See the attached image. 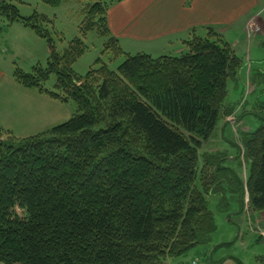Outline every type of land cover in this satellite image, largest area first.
Returning <instances> with one entry per match:
<instances>
[{
  "label": "trees",
  "instance_id": "obj_1",
  "mask_svg": "<svg viewBox=\"0 0 264 264\" xmlns=\"http://www.w3.org/2000/svg\"><path fill=\"white\" fill-rule=\"evenodd\" d=\"M90 2L81 34L96 29L108 37L105 49L124 53L108 29V5ZM1 20L0 33L20 22L47 40V65L15 67L14 79L72 100L76 112L35 134L0 139V264H167L209 238V195L221 189L225 168L199 150L230 113L227 81L241 61L229 43L209 28L178 56L125 54L116 70L97 58L78 75L71 65L85 49L80 38L58 52L44 16H21L11 0H0ZM52 74L53 90L45 84ZM243 150L240 207L247 194L248 208L261 212L264 116Z\"/></svg>",
  "mask_w": 264,
  "mask_h": 264
},
{
  "label": "rangeland",
  "instance_id": "obj_2",
  "mask_svg": "<svg viewBox=\"0 0 264 264\" xmlns=\"http://www.w3.org/2000/svg\"><path fill=\"white\" fill-rule=\"evenodd\" d=\"M90 1L60 0L57 5L42 0H11V3L17 7L21 16L29 17L34 13L44 16L43 27L50 33L58 52L66 48L71 40L75 38L82 40L85 49L71 65L78 75H84L89 68L97 67L98 64L95 63L97 58L106 63L110 69L116 70L124 60L125 54L151 53L153 57L162 55L158 54L160 51L171 56L181 54L175 51L174 46L161 48L163 46L161 42L145 43L127 39V42L121 41L122 44L119 42L124 53L114 55L112 50L105 49L108 40L105 34L96 29L88 30L85 35L80 32L86 16L85 8L88 6L86 3ZM102 1L109 8L110 4L117 0ZM259 8L264 20V0H259ZM258 26L260 32L257 34L242 32L241 25L236 26L235 32L225 33L226 40L239 57L241 65L236 77L227 81L224 105L230 113L219 118L211 137L199 150L201 155L217 154L219 157L217 164H222L225 168L221 172V179L225 180L221 189L209 195L208 207L213 214L215 228L209 238L186 254L168 259L167 264H190L194 258L198 260V264H264V235H261L264 232V214L260 216V212H253L248 208L247 194L243 209L239 202L240 181H246L248 172V165L243 159V146L248 134L260 126L264 116V32H261L262 28ZM5 32H8L9 39L15 40V49L14 55L11 56V48L6 52L5 39L2 40L0 37V59H5L1 62L4 70H14L15 67H19L24 71H30L35 65L41 67L47 65L49 53L45 38L37 36L20 22H13L8 26V31L4 29L2 34ZM21 32L26 33L23 35ZM55 79V75L52 74L45 83L46 88L53 90ZM64 106L70 118L76 112V105L69 100ZM40 131L42 130L38 132ZM6 136V133H0L2 141ZM227 168L234 171L237 179H232L234 175Z\"/></svg>",
  "mask_w": 264,
  "mask_h": 264
},
{
  "label": "crops",
  "instance_id": "obj_3",
  "mask_svg": "<svg viewBox=\"0 0 264 264\" xmlns=\"http://www.w3.org/2000/svg\"><path fill=\"white\" fill-rule=\"evenodd\" d=\"M260 12L259 0H119L107 9L106 20L110 34L120 43L123 40L127 42V39L145 43L161 42V48L174 46L175 51L182 53L189 38L193 35L204 37L209 28L225 41V33L235 32L236 26L241 25L242 32L249 33L248 25L251 22L260 25L261 32H264ZM25 33L21 32L23 35ZM0 37L5 39L6 52L11 48L10 55L13 56L15 40L8 38V32H1ZM158 54L169 53L160 51ZM2 61L5 59H0L2 132L28 136L68 118L65 102L21 86L13 77V69L2 68ZM262 214L264 210L259 215Z\"/></svg>",
  "mask_w": 264,
  "mask_h": 264
},
{
  "label": "built area",
  "instance_id": "obj_4",
  "mask_svg": "<svg viewBox=\"0 0 264 264\" xmlns=\"http://www.w3.org/2000/svg\"><path fill=\"white\" fill-rule=\"evenodd\" d=\"M248 31L252 34H257L258 32H260V28L257 24L252 22L248 25ZM261 235L263 236L264 232H262ZM190 264H198V260L196 258H194L191 260Z\"/></svg>",
  "mask_w": 264,
  "mask_h": 264
}]
</instances>
